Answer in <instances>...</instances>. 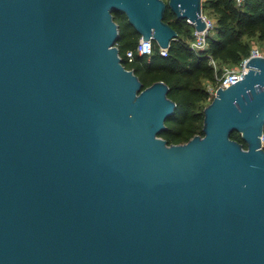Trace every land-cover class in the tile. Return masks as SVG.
<instances>
[{"label": "water", "instance_id": "1", "mask_svg": "<svg viewBox=\"0 0 264 264\" xmlns=\"http://www.w3.org/2000/svg\"><path fill=\"white\" fill-rule=\"evenodd\" d=\"M167 9L207 28L203 0H0V264H264V56L169 144L115 19L170 47Z\"/></svg>", "mask_w": 264, "mask_h": 264}, {"label": "trees", "instance_id": "2", "mask_svg": "<svg viewBox=\"0 0 264 264\" xmlns=\"http://www.w3.org/2000/svg\"><path fill=\"white\" fill-rule=\"evenodd\" d=\"M203 12L216 19L208 33L207 49L194 50L190 45L194 32L185 30L183 20L167 9L166 20L179 31L168 54H161L160 46L154 41L152 54L136 52L132 61L127 51L137 48L141 35L125 14L115 12L120 29L117 45L125 66L139 75L144 87L159 80L168 83L169 96L177 102L176 113L168 118V127L160 133L169 144L184 143L197 134H204V109L210 101L207 84H218L217 76L221 77L223 70L216 71L212 60L239 65L251 53V39L264 40V0H243L242 3L203 0ZM232 137L247 147L240 132L234 131Z\"/></svg>", "mask_w": 264, "mask_h": 264}, {"label": "built area", "instance_id": "3", "mask_svg": "<svg viewBox=\"0 0 264 264\" xmlns=\"http://www.w3.org/2000/svg\"><path fill=\"white\" fill-rule=\"evenodd\" d=\"M238 3H242L243 0H237ZM205 19L207 21V28L205 30L199 31L196 28L194 29V39L190 41V45L194 50H204L207 49L208 44V33L214 27L215 22L208 18L205 15ZM189 23L193 24L189 21ZM178 38V36H177ZM176 38V39H177ZM173 43V42H172ZM153 44L154 40L152 38L146 39L143 36L140 37L139 43L136 49H130L127 51V57L130 61H132L135 57V53L138 52L139 54H152L153 53ZM171 47V46H170ZM170 47H162L160 46V52L163 55H167ZM252 56H264V51L259 49L258 47H254L251 49V53L248 57H246L238 66L228 68L224 75L221 77L217 76L218 84H214L209 82L207 85V89L209 91V100H212L218 91L219 87H228L231 84L235 83L239 79H241L245 73L248 71V67H246L247 62L250 57ZM215 63V60H212ZM262 144L264 147V132L262 134Z\"/></svg>", "mask_w": 264, "mask_h": 264}, {"label": "rangeland", "instance_id": "4", "mask_svg": "<svg viewBox=\"0 0 264 264\" xmlns=\"http://www.w3.org/2000/svg\"><path fill=\"white\" fill-rule=\"evenodd\" d=\"M211 19L214 22H216V19H214L213 17ZM183 27H184L185 30L191 29L193 32H194V29H195V26L193 24L187 22L186 20H183ZM181 36L184 37V33H181ZM251 45H252V48L258 47L259 49L264 51V40H260L257 37L256 38H252L251 39ZM212 63L215 66L216 71L220 70L221 68L223 69L222 73H221V76L224 75V73L226 72V70L228 68H232V67L238 66V65H232V64H220V63H217L216 61H215V63L214 62H212ZM210 102H211V100L209 101V103Z\"/></svg>", "mask_w": 264, "mask_h": 264}]
</instances>
